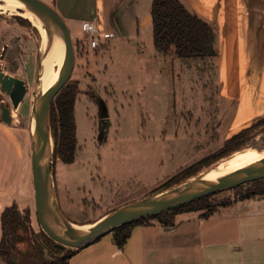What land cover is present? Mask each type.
Segmentation results:
<instances>
[{
	"label": "rangeland",
	"instance_id": "1",
	"mask_svg": "<svg viewBox=\"0 0 264 264\" xmlns=\"http://www.w3.org/2000/svg\"><path fill=\"white\" fill-rule=\"evenodd\" d=\"M45 1L51 4V0ZM81 1L88 8L78 12L77 7L74 16L78 21L69 23L76 64L64 85L78 88L75 104L78 149L72 163L53 156L60 208L67 217L80 225L92 223L119 206L167 190L162 186L174 175L219 152L226 143L224 137L237 128L254 127L248 141L238 150L255 147L264 151V124L258 121L264 114L252 118L240 92L245 78L241 77L245 74L242 58L233 62L234 68L231 63L226 68L221 52L214 62L210 57L179 58L173 53L165 58L156 49L151 19L144 24L136 20L140 15L133 9L134 0L105 1L111 11L119 9L116 13L122 26L120 30L112 28L110 20L108 29H116V33L113 31L114 36L93 52L83 44L80 22L95 21L96 13L92 0H76L74 7ZM140 2L146 8L141 16L151 13L149 0ZM53 6L61 14L60 7ZM243 10L240 3L230 12ZM98 23L104 27L101 20ZM44 32L40 20L0 13V52L3 45L9 44L8 55L0 62L7 72L23 78L28 85L27 96L18 109H12L17 113L13 114V123L4 122L7 136L0 135V173L6 171V178L0 177V195L6 191L10 206L17 205L22 214L29 210L36 234L43 229L35 213L31 124ZM53 48L50 66L55 76L63 65L55 43ZM2 98L11 106L9 96L5 94ZM254 103L257 104L250 102ZM235 152L221 155L194 176L235 167L229 165ZM192 177H184L171 186ZM255 186L256 180L221 191L213 194L210 202L218 208L222 202L238 200L240 193L252 191ZM220 209L210 220L201 222L193 220L201 211L179 214L175 219L179 228L171 233L162 227H147L146 241L168 250L171 244L181 245L185 240L200 246H205L203 242L208 240L210 246L200 247L202 264H264V213H260L264 210L256 208L249 214L232 217L231 208ZM46 251L49 259L55 258L52 256L55 252Z\"/></svg>",
	"mask_w": 264,
	"mask_h": 264
},
{
	"label": "water",
	"instance_id": "2",
	"mask_svg": "<svg viewBox=\"0 0 264 264\" xmlns=\"http://www.w3.org/2000/svg\"><path fill=\"white\" fill-rule=\"evenodd\" d=\"M24 8L32 11L42 22L47 31L45 45L39 54V64L34 87L32 106V180L34 197L39 224L51 238L67 250H80L100 240L103 236L113 233L121 226L134 223L141 219L151 218L172 209L182 207L208 195L220 193L239 185L264 178V157L239 168L236 171L209 179L205 174L196 175L185 182L171 186L167 190L156 192L152 196L136 200L114 209L98 220L83 228L63 213L60 208L59 196L54 179L56 162L53 160L55 145L51 128V105L58 92L70 79L76 64L75 45L70 25L53 5L45 0H19ZM55 39L65 42V61L59 78L47 92H43L42 73L47 53ZM0 90L4 91L11 101V106L0 97L1 119L13 123V110L18 109L27 96L28 86L23 78L5 73L0 62Z\"/></svg>",
	"mask_w": 264,
	"mask_h": 264
},
{
	"label": "crops",
	"instance_id": "3",
	"mask_svg": "<svg viewBox=\"0 0 264 264\" xmlns=\"http://www.w3.org/2000/svg\"><path fill=\"white\" fill-rule=\"evenodd\" d=\"M105 1L106 0H92V5L94 7L93 11L96 13L95 20H101L102 23H104V27H107V29L108 22L110 23L111 20L110 24L112 28H115L116 26L120 30L122 23H120L118 13H116L119 9L111 11L105 6ZM152 1L153 0H149L151 4ZM182 1L193 12L203 16L207 21H210L217 27V56L219 55V52L222 53L224 57L223 64L224 62L227 64L226 68L229 67L230 63L232 68L233 62L235 63L242 58L245 63V74L241 77L245 78L243 79L244 85L240 92L241 96L245 97L244 99H246V103H248L249 108L251 109L248 114H250L252 118L264 114L261 113L264 111V0ZM50 2L51 5L53 4L60 7L61 14H63L64 19L68 24L78 21L74 15L80 11H86L88 8L82 1L79 5L74 7L76 0H51ZM134 3L135 6L133 9L140 15L136 16V20H138L140 24L150 21L151 13L146 12L141 16V12L145 11L146 8L141 4L140 0H134ZM240 3L244 6V10L241 13L230 12L236 4ZM61 7L63 8L61 9ZM77 7H79L78 12L76 10ZM110 11L112 12L111 14ZM113 12L115 13L113 14ZM106 31L109 33H116V29H108ZM230 52L232 53L231 55L229 54ZM162 56H165V58L170 57L167 54H162ZM217 56L210 57V61L214 62L212 60L216 59ZM230 60L231 62H227ZM246 66L250 67L249 70ZM253 101H256L257 104L254 103L251 105L250 102ZM235 124L236 123L232 126L233 130ZM4 126L7 125L2 120L0 122V135L3 137L7 136L6 127ZM246 127L247 126L241 127V129ZM241 129L239 128L238 130L237 128L235 131L238 132ZM234 132L224 137V140L227 141V139L237 134V132ZM1 166L2 164H0V167ZM5 172L6 171L2 170L0 173L2 179L6 178V176H4ZM7 206H10V201L8 193L5 191L0 195V215ZM225 206L231 208L232 217L249 214L253 210H256V208L264 210V194H257L250 198L235 199ZM220 211L221 209L219 207L212 215L205 218L201 215L202 212H200L198 217H195L193 220L195 222H201L205 219L210 220ZM177 215L175 216V219L177 218ZM147 227H162L163 230L165 229V231L169 233L174 232L179 228L176 223L171 226H163L158 220H151L146 224H137V226L133 227L132 234L123 247H119L115 244L113 233H110L103 236L100 240L86 246V248L77 250V252L69 259L68 264H180V262L181 264H202L199 256L200 247L204 249V247L210 246L208 240L203 242L205 246L189 243L185 240L181 245L171 244L168 247V250H163L162 246L155 244L154 242L146 241ZM189 237L191 238V236Z\"/></svg>",
	"mask_w": 264,
	"mask_h": 264
},
{
	"label": "trees",
	"instance_id": "4",
	"mask_svg": "<svg viewBox=\"0 0 264 264\" xmlns=\"http://www.w3.org/2000/svg\"><path fill=\"white\" fill-rule=\"evenodd\" d=\"M151 5L153 39L159 53L163 55L173 53L179 58L196 59L217 56L218 33L217 27L213 23L193 12L182 0H153ZM77 95V86L67 84L59 92L50 110L51 128L55 142L54 156L65 163L74 162L78 149L75 119ZM258 121L259 124H264V117ZM253 128L249 127L238 131L237 134L227 139L219 152L203 157L202 160L174 175L162 187L169 188L184 177H192L204 165L219 159L221 155L237 151L248 141L247 138ZM263 179L256 180L255 189L240 193L239 198H250L257 194H264ZM212 196L213 194L169 212L123 225L113 232L115 244L123 247L131 236L133 227L137 224H146L157 219L163 226H171L175 224L177 214L190 210L201 211L204 218L210 216L217 210V206L210 202ZM231 202H222L219 207ZM1 215L0 264H68L69 259L77 252L76 250H67V247L56 242L43 231L36 234L31 226L29 210L24 215L17 205H12L6 207ZM48 249L55 252L52 255L55 258L49 259L47 257L46 253L49 251L46 250Z\"/></svg>",
	"mask_w": 264,
	"mask_h": 264
},
{
	"label": "bare ground",
	"instance_id": "5",
	"mask_svg": "<svg viewBox=\"0 0 264 264\" xmlns=\"http://www.w3.org/2000/svg\"><path fill=\"white\" fill-rule=\"evenodd\" d=\"M0 13H9V14H15V15H20L24 18H31L34 20H39V18L29 9L27 10L24 8V5L21 1L19 0H0ZM46 29V28H45ZM45 31V30H44ZM47 33V31H46ZM46 33H43V39L44 42L46 41ZM55 46L61 53V59H62V65L64 64V57H65V51H66V45L65 42H62L60 39H55L54 41ZM43 45V44H42ZM42 47V46H41ZM54 53V48L50 49V51L47 53L45 61H44V71L42 73V87H43V92H47V90L57 82L59 78V74L61 70L57 71L55 76L52 74L51 66H50V61H51V54ZM60 60V59H59ZM57 67V66H56ZM14 116L17 115L15 111H13ZM34 119L32 120L31 128L34 129ZM234 159L230 162V166H235L232 168H229L227 170H222L221 172L215 173V172H208L206 173L207 178L209 179H216L221 177V175H224L229 172H233L238 170L239 168L245 167L249 164L254 163L255 161L261 159L264 157V151L259 150L257 148H245L241 150H237L233 154ZM226 164V163H225ZM217 171V170H216ZM87 226H90V223H85L82 227L85 228Z\"/></svg>",
	"mask_w": 264,
	"mask_h": 264
},
{
	"label": "built area",
	"instance_id": "6",
	"mask_svg": "<svg viewBox=\"0 0 264 264\" xmlns=\"http://www.w3.org/2000/svg\"><path fill=\"white\" fill-rule=\"evenodd\" d=\"M82 41L91 51H95L107 43L113 33L106 32L104 27L97 20H82Z\"/></svg>",
	"mask_w": 264,
	"mask_h": 264
},
{
	"label": "flooded vegetation",
	"instance_id": "7",
	"mask_svg": "<svg viewBox=\"0 0 264 264\" xmlns=\"http://www.w3.org/2000/svg\"><path fill=\"white\" fill-rule=\"evenodd\" d=\"M9 44H5V45H3V47H2V51L0 52V59H5L6 57H7V55H8V51H9ZM1 64H2V68H3V70L5 71V73H8V74H10V72H7L5 69H4V67H3V63L1 62ZM11 75H13V74H11ZM27 83V82H26ZM28 86V85H27ZM6 93L4 92V91H2V90H0V97H3L4 95H5ZM7 95V94H6ZM8 96V95H7Z\"/></svg>",
	"mask_w": 264,
	"mask_h": 264
}]
</instances>
